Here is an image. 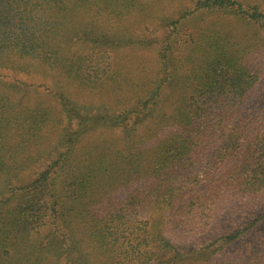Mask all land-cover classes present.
Instances as JSON below:
<instances>
[{"label":"trees","instance_id":"obj_1","mask_svg":"<svg viewBox=\"0 0 264 264\" xmlns=\"http://www.w3.org/2000/svg\"><path fill=\"white\" fill-rule=\"evenodd\" d=\"M0 264H264V0H0Z\"/></svg>","mask_w":264,"mask_h":264},{"label":"rangeland","instance_id":"obj_2","mask_svg":"<svg viewBox=\"0 0 264 264\" xmlns=\"http://www.w3.org/2000/svg\"><path fill=\"white\" fill-rule=\"evenodd\" d=\"M167 9V8H166ZM164 10V12L166 13L167 10ZM159 12V11H158ZM155 14V13H154ZM152 24L153 25H148L150 31H148V29H144L143 25L139 26V25H135L131 28V30H135L134 32H130L132 34V38L133 40L137 41L139 44L142 43L143 39H138V35H141V36H144V35H147L148 34V39L147 41H150V43H153V48H157V45L155 44L158 39L160 38V35H161V30L155 26V22L154 20H151ZM138 39V40H137Z\"/></svg>","mask_w":264,"mask_h":264}]
</instances>
